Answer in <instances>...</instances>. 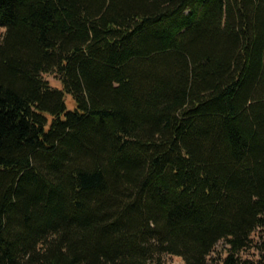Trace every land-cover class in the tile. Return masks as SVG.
I'll return each instance as SVG.
<instances>
[{"label":"trees","instance_id":"trees-1","mask_svg":"<svg viewBox=\"0 0 264 264\" xmlns=\"http://www.w3.org/2000/svg\"><path fill=\"white\" fill-rule=\"evenodd\" d=\"M0 28V264H264V0H0Z\"/></svg>","mask_w":264,"mask_h":264},{"label":"rangeland","instance_id":"rangeland-1","mask_svg":"<svg viewBox=\"0 0 264 264\" xmlns=\"http://www.w3.org/2000/svg\"><path fill=\"white\" fill-rule=\"evenodd\" d=\"M3 33H4V28H0V40H1ZM44 78L46 80H48L51 83V85H53L55 87L60 86L59 82L57 81V79L55 78L54 75H45ZM66 102H67L68 107L71 108L72 107V100H71L70 96H67ZM258 235H259L258 231H255L254 233H252V235H251L252 243L250 244V246L247 249L244 250V252L242 254L244 258L251 260V261H255L258 259V253H257L256 248L254 246V243L258 240L257 239ZM226 248L227 247L224 244V242L220 241L216 245L213 253L211 254V257L209 259L208 264H220L218 261L225 254ZM163 262H164V264H184L183 260L180 257L173 256V255H164L163 256Z\"/></svg>","mask_w":264,"mask_h":264}]
</instances>
